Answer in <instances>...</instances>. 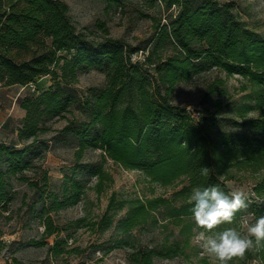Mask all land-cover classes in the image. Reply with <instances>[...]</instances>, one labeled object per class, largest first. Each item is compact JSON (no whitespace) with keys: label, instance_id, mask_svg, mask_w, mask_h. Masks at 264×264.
<instances>
[{"label":"trees","instance_id":"1","mask_svg":"<svg viewBox=\"0 0 264 264\" xmlns=\"http://www.w3.org/2000/svg\"><path fill=\"white\" fill-rule=\"evenodd\" d=\"M158 1L167 8L176 7V14L158 29L142 63H134L128 48L106 37L107 32L102 43H95L89 34L77 31L68 6L59 0H0V85L25 87L47 75L51 79L48 90L16 101L25 112L15 135L23 148L14 150L0 142V210L9 211L17 195L13 184H25L39 195L42 238L60 232L49 213L77 202L83 194L80 182L68 175L57 191L46 193L47 171H41L40 180L35 176V170L40 169L39 151L45 152L50 141L43 139L52 131L48 123L67 121V115L76 110L80 120L69 122L58 132L75 137V164L86 151L98 152L99 163L92 171L97 194L102 192L104 181H111L100 168L106 160L140 171L148 182L171 189L169 198L119 203V208H126L124 219L114 226L111 217L103 219L119 235L150 220L155 223L157 215L176 225V220L192 216L189 197L193 188L218 185L230 193L226 187L229 181L250 186L249 207L233 220L244 212L254 221L264 215V41L247 30L231 3ZM88 70L103 73L105 85L82 101L72 87L78 75ZM210 70L247 82V98L254 103L255 117L226 114L222 100L227 91L224 80L218 77L205 84L197 120L172 102L178 85ZM246 89L242 86L240 90ZM203 167L209 168L207 176L201 175ZM112 206L109 203L107 209ZM64 243L56 240L49 247L50 255L60 256ZM180 247L172 243L163 244L159 251L141 248L129 259L151 264L154 256L181 254L185 247ZM245 260L262 264L264 250H249L242 264Z\"/></svg>","mask_w":264,"mask_h":264},{"label":"rangeland","instance_id":"2","mask_svg":"<svg viewBox=\"0 0 264 264\" xmlns=\"http://www.w3.org/2000/svg\"><path fill=\"white\" fill-rule=\"evenodd\" d=\"M69 9V17L77 29L83 34H89L95 43H102L106 37L123 43L128 48L132 62L142 63L145 51L151 49L155 42L158 29L174 17L177 8H167L158 0H59ZM198 0H191L194 3ZM219 5L231 3L234 12L244 22L247 30L264 41V0H214ZM105 32L108 35L105 37ZM153 67L149 69L152 75ZM218 77L224 80L227 96L222 100L225 112L231 117L250 119L257 113L253 110L254 103L250 97L248 84L238 76L227 77L223 72L210 70L194 78L188 84H180L174 90L172 102L192 112L202 111L201 96L206 82ZM45 84L36 82L37 91L32 93L25 88H17L15 93H0V100L5 107L0 109V142L17 150L23 145L13 135L19 117L17 99L27 95L33 97L39 88ZM105 85V75L97 70H88L78 75L77 83L72 87L75 93L85 101L91 91L100 90ZM247 87L245 92L240 89ZM81 114L74 111L67 115L66 120L49 122L52 131L43 136L47 149L39 151L36 177L40 180L41 171H47L49 179L45 193L57 191L68 175L82 187L79 200L58 212H50L55 227L59 233L49 238H42L44 231L42 219L38 217L39 195L26 187L25 184L14 183L17 195L10 205L8 212L0 210V264H137L129 259V255L137 253L141 248H155L178 243L183 248L181 254L170 256H154L151 264H219V261L203 250L202 239L199 235L204 229L196 228L193 216L176 220L168 224L157 215L156 222L137 226L128 234L119 235L113 226L118 220L124 219L126 208H119V203L128 200H145L162 196L169 198L170 188H162L158 184L148 182L140 171L126 170L110 160L101 164V169L111 177L104 181L103 190L96 193L97 178L92 171L98 165V152L86 151L78 164H75L74 153L77 141L71 134L60 131L69 122L79 121ZM11 121L7 125L8 121ZM56 131V132H55ZM31 176V174H28ZM34 176V177H35ZM33 177V176H31ZM41 182L40 185H43ZM229 192L244 191L250 197V186L246 183L229 181L226 183ZM109 203L113 206L108 208ZM244 212L239 219L231 224H221L212 235L226 228H235L242 236L247 234V228L254 223L253 218ZM105 216L111 217L113 226L105 225ZM185 229V231H183ZM64 240L63 253L54 257L49 253L56 240ZM32 241L41 243L39 246L30 244ZM185 241L187 245H184ZM244 256L235 257L230 264H242ZM244 264H260L257 261L243 262ZM264 264V262L262 263Z\"/></svg>","mask_w":264,"mask_h":264},{"label":"clouds","instance_id":"3","mask_svg":"<svg viewBox=\"0 0 264 264\" xmlns=\"http://www.w3.org/2000/svg\"><path fill=\"white\" fill-rule=\"evenodd\" d=\"M209 168L203 167L201 175L207 176ZM249 197L241 190H233L225 193L218 185L207 187H195L189 197L193 204L190 209L196 228L204 229L199 233L203 243L202 247L210 256H214L219 264H230L235 257H243L252 249L264 250V215L255 217L254 223L247 228V234L242 236L235 228H226L212 235L217 226L231 224L234 217L241 210L249 207Z\"/></svg>","mask_w":264,"mask_h":264},{"label":"crops","instance_id":"4","mask_svg":"<svg viewBox=\"0 0 264 264\" xmlns=\"http://www.w3.org/2000/svg\"><path fill=\"white\" fill-rule=\"evenodd\" d=\"M43 80H45V84L42 86V88H39V91H45V90H48V88L50 87V85H51V79H50V77H48V75L47 76H45V77H42V78H40L39 80H37L36 82H42ZM17 88H20V89H22V90H24L26 87H20V86H18V85H13V86H1L0 85V93L1 92H4V93H8V92H13V93H15L17 90ZM24 96H26V95H24ZM2 107H5V105H4V103H2L1 102V100H0V109L2 108ZM17 107L19 108V117H18V120H17V124H16V129L19 127V124H20V121L24 118V115H25V112L22 110V109H20V107L18 106V104H17ZM10 120L7 122V125H9L10 124ZM16 129H15V131H14V133H13V135H16ZM4 143V142H3Z\"/></svg>","mask_w":264,"mask_h":264},{"label":"built area","instance_id":"5","mask_svg":"<svg viewBox=\"0 0 264 264\" xmlns=\"http://www.w3.org/2000/svg\"><path fill=\"white\" fill-rule=\"evenodd\" d=\"M25 87L28 88V90H29L30 92L32 91V93H34V92L37 91L35 84H29V85H27V86H25ZM187 114L189 115V117H191V118L194 119V120H197V119L199 118V116H200L199 111H197V112H192V113H191V112L188 110V111H187Z\"/></svg>","mask_w":264,"mask_h":264}]
</instances>
